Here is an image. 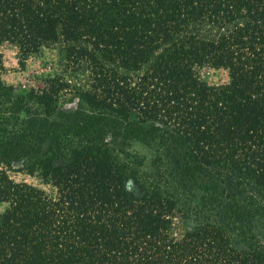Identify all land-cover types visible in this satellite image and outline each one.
<instances>
[{"label": "trees", "instance_id": "16d2710c", "mask_svg": "<svg viewBox=\"0 0 264 264\" xmlns=\"http://www.w3.org/2000/svg\"><path fill=\"white\" fill-rule=\"evenodd\" d=\"M0 203V264H264V0H0Z\"/></svg>", "mask_w": 264, "mask_h": 264}, {"label": "rangeland", "instance_id": "374dc122", "mask_svg": "<svg viewBox=\"0 0 264 264\" xmlns=\"http://www.w3.org/2000/svg\"><path fill=\"white\" fill-rule=\"evenodd\" d=\"M138 147L140 146L138 145ZM5 207H6L5 203H0V211H2Z\"/></svg>", "mask_w": 264, "mask_h": 264}]
</instances>
